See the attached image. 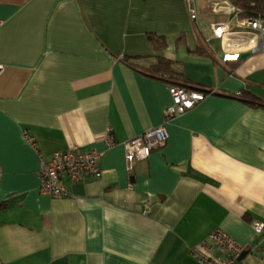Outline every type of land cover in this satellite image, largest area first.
<instances>
[{
  "label": "crops",
  "instance_id": "obj_1",
  "mask_svg": "<svg viewBox=\"0 0 264 264\" xmlns=\"http://www.w3.org/2000/svg\"><path fill=\"white\" fill-rule=\"evenodd\" d=\"M207 5L192 22L185 0H0V264H201L214 230L264 264V50ZM160 59L207 94L169 120V86L145 75ZM159 126L127 171L123 144ZM72 148L101 154L100 178L40 194L39 159Z\"/></svg>",
  "mask_w": 264,
  "mask_h": 264
},
{
  "label": "built area",
  "instance_id": "obj_2",
  "mask_svg": "<svg viewBox=\"0 0 264 264\" xmlns=\"http://www.w3.org/2000/svg\"><path fill=\"white\" fill-rule=\"evenodd\" d=\"M186 1L189 18L192 22H195L197 18L195 2L197 0ZM221 6L228 8V10H220ZM212 9L214 12H232L234 14L239 11L227 0L222 2L216 1ZM239 25L245 26L248 29V31L237 32L243 39V42L252 45V50H264V18L246 19ZM211 30L220 39H223L226 34L233 33L227 24L222 22L212 23ZM256 34L259 35L258 44L255 43L254 37ZM229 57L235 58L232 55L227 56V58ZM2 70L3 66L0 65V74ZM168 92L171 104L164 112L166 120L180 116L192 109L204 100L207 95L200 91L187 90L179 86H169ZM166 139L167 133L164 126H159L125 142L123 148L127 171L132 170L135 161L145 160L152 150L162 148L165 145ZM109 145L111 144L109 143ZM100 155L99 152L94 150L72 148L63 152L53 153L49 160L40 158V170L38 172L39 193L50 198H67L69 197L68 184L100 178ZM253 230L256 235L260 234L264 230V223H254ZM244 249L246 250L245 247L238 246L234 240L222 231L214 230L207 240L191 251L201 264H247L243 259L239 260Z\"/></svg>",
  "mask_w": 264,
  "mask_h": 264
},
{
  "label": "trees",
  "instance_id": "obj_3",
  "mask_svg": "<svg viewBox=\"0 0 264 264\" xmlns=\"http://www.w3.org/2000/svg\"><path fill=\"white\" fill-rule=\"evenodd\" d=\"M241 13L240 19H252L264 16V0H228ZM146 41L155 51L164 50L165 41L153 34L146 36ZM201 53V52H200ZM126 59H123L125 62ZM145 75L166 83L168 86H179L187 90H197L189 86L182 73L175 68V63L166 59H160L159 64L147 69Z\"/></svg>",
  "mask_w": 264,
  "mask_h": 264
},
{
  "label": "rangeland",
  "instance_id": "obj_4",
  "mask_svg": "<svg viewBox=\"0 0 264 264\" xmlns=\"http://www.w3.org/2000/svg\"><path fill=\"white\" fill-rule=\"evenodd\" d=\"M198 1H200V0H197L196 2H195V7H196V10H198V7H197V5H198ZM202 1V0H201ZM204 1H208V5L206 6L207 8H209V10H213L212 9V6L215 4V2L216 1H219V2H222V1H224V0H204ZM228 1V0H227ZM185 3H186V6H187V1L185 0ZM235 7V6H234ZM220 10H228V8H226V7H223V6H221L220 8H219ZM235 9L236 10H238L236 7H235ZM234 9V10H235ZM188 10V9H187ZM230 13V12H229ZM228 13V14H229ZM240 11H238L236 14H234V16L236 17V19H239V15H240ZM261 18H264V16L262 17L261 16ZM252 19H254V18H252Z\"/></svg>",
  "mask_w": 264,
  "mask_h": 264
},
{
  "label": "water",
  "instance_id": "obj_5",
  "mask_svg": "<svg viewBox=\"0 0 264 264\" xmlns=\"http://www.w3.org/2000/svg\"><path fill=\"white\" fill-rule=\"evenodd\" d=\"M242 256H243V254H241V256H240V259H239V260H242V259H243V257H242Z\"/></svg>",
  "mask_w": 264,
  "mask_h": 264
},
{
  "label": "snow or ice",
  "instance_id": "obj_6",
  "mask_svg": "<svg viewBox=\"0 0 264 264\" xmlns=\"http://www.w3.org/2000/svg\"><path fill=\"white\" fill-rule=\"evenodd\" d=\"M233 57H229V59H232Z\"/></svg>",
  "mask_w": 264,
  "mask_h": 264
}]
</instances>
